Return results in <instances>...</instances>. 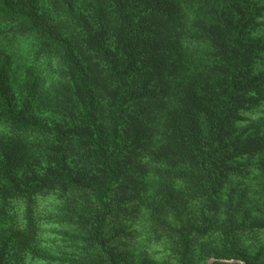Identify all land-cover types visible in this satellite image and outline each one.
I'll return each mask as SVG.
<instances>
[{"label": "trees", "instance_id": "obj_1", "mask_svg": "<svg viewBox=\"0 0 264 264\" xmlns=\"http://www.w3.org/2000/svg\"><path fill=\"white\" fill-rule=\"evenodd\" d=\"M45 6L0 0V264H23L40 208L61 189L68 202L96 206L86 246L116 264L115 235L102 233L112 196L160 166L194 174L204 191L197 223L178 234L182 264L193 238L218 236L215 257L229 258L236 234L264 233V0ZM234 150L253 153L248 162L259 158L242 177L232 173ZM36 154L45 168L28 160ZM234 179L243 191L219 225L221 196ZM137 184L123 189L134 193Z\"/></svg>", "mask_w": 264, "mask_h": 264}, {"label": "rangeland", "instance_id": "obj_2", "mask_svg": "<svg viewBox=\"0 0 264 264\" xmlns=\"http://www.w3.org/2000/svg\"><path fill=\"white\" fill-rule=\"evenodd\" d=\"M37 4L40 11L46 7L45 0H37ZM0 30L4 31L6 28L0 27ZM256 133V129H251L252 137L256 136ZM232 153L234 158H230V164L234 175L242 177L259 162L258 157L247 161L253 153H243V156H240L237 150L230 152ZM25 156L27 158V155ZM33 158L36 159L28 160L32 161L34 167L38 170L45 168H40L36 163L39 154ZM122 158L124 162L128 161L124 150L119 156V159ZM52 159L53 156L47 161ZM47 161L44 163L49 170ZM52 167L54 166L51 165ZM124 168H128L127 165ZM158 169V174L154 173V168L142 184L140 178L135 175L125 183L120 182L119 186L122 188L112 196L113 216L109 221H105L107 223L102 233L111 239L115 235L111 244L117 257L116 264H182L178 258V234L186 224L197 223L198 212L204 207V191L200 192L194 187V174L193 177L191 173H179L176 168L174 171L162 170L161 166ZM175 179L176 183L173 182ZM137 182L142 185L141 189L129 194L124 191L123 187L134 188L138 186ZM185 182L187 184L182 185ZM61 191L51 193L47 202L40 208L35 240L27 252H22L23 264H103L86 246L89 230L92 223L96 222V206L94 207L88 198L75 203L72 197H69L68 202ZM242 191L235 179L223 191L222 208L216 218L219 225L227 221L225 214L229 200H237ZM73 194L82 197L76 192ZM219 248L220 239L216 235L205 239L193 238L187 264H208L211 257L218 259L215 256ZM226 259L264 264V233H256L249 227L236 234L233 237L230 257Z\"/></svg>", "mask_w": 264, "mask_h": 264}, {"label": "water", "instance_id": "obj_3", "mask_svg": "<svg viewBox=\"0 0 264 264\" xmlns=\"http://www.w3.org/2000/svg\"><path fill=\"white\" fill-rule=\"evenodd\" d=\"M222 262V263H238V264H246L245 262L239 260V259H226V258H218L215 259L214 257H211L208 261V264H213L214 261Z\"/></svg>", "mask_w": 264, "mask_h": 264}]
</instances>
